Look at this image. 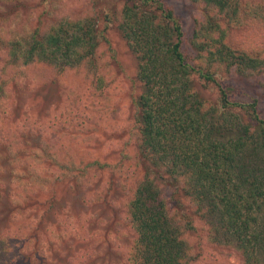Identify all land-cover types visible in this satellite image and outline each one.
I'll use <instances>...</instances> for the list:
<instances>
[{"label": "trees", "instance_id": "1", "mask_svg": "<svg viewBox=\"0 0 264 264\" xmlns=\"http://www.w3.org/2000/svg\"><path fill=\"white\" fill-rule=\"evenodd\" d=\"M188 1L206 15L195 22L190 42L197 64L183 53L181 23L163 0H117L105 17V29L113 25L137 60L136 80L141 90L135 99V126L141 150L137 160L143 175L127 202L134 238L122 255L123 264H199L202 256L196 252L202 253V246L193 237L201 224L209 243L236 251L244 264H264V119L256 101L232 102L201 65L235 67L243 75L263 71L264 54L256 58L231 49L223 43L227 35L223 27L232 22L235 27L243 25L250 12L264 32V12H259V1L254 0ZM95 16L69 21L51 33L37 28L27 38L10 42L5 64L42 62L63 71L85 61L97 62L104 31ZM194 74L216 84L217 104L204 103L194 90ZM3 78L0 109L8 81L7 75ZM49 160L58 159L25 135L0 138V221H10L12 208L2 200L11 196L12 183L23 188L30 183L44 186L47 180L36 170ZM107 167L97 160L84 165L70 161L51 182L61 179L70 183L84 178L88 169ZM172 186L186 202L189 199L191 206L186 204L196 216L181 214L184 209L173 193L163 195L173 192ZM29 197L18 195L13 204L18 209L23 200H31ZM48 210L50 202L33 226H23V239L0 234V264H10L19 246L34 240Z\"/></svg>", "mask_w": 264, "mask_h": 264}, {"label": "rangeland", "instance_id": "2", "mask_svg": "<svg viewBox=\"0 0 264 264\" xmlns=\"http://www.w3.org/2000/svg\"><path fill=\"white\" fill-rule=\"evenodd\" d=\"M163 1L181 23L183 53L197 64L190 42L195 22L206 18L204 11L188 0ZM254 1H259V12H264V0ZM115 4L117 0H0V82L6 75L8 79L4 86L6 102L1 98L0 114L4 112L0 138L25 135L58 159L37 168L41 179L47 180L44 186L30 183L23 188L14 182L11 196L2 200L12 209L9 223L0 221V234L20 239L25 237L23 226H33L48 202L51 209L41 223V231L34 240L19 246L10 264H123L125 248L133 241L126 213L127 202L143 175L137 160L141 150L135 126V99L141 90L136 80L137 60L113 25L105 29L106 14ZM93 15L104 31L97 62L85 61L63 71L42 62L5 64L4 53L10 42L27 38L37 28L51 33L69 21ZM248 18L237 27L233 22L226 24L223 43L236 52L259 58L264 54V32L250 18V12ZM201 65L232 102L256 101L264 119V68L243 75L235 67L226 69L206 62ZM192 77L194 90L204 103L217 104L216 84L205 82L198 74ZM94 160L110 167L88 169L84 178L70 183L61 179L51 182L61 176L70 161L84 165ZM30 188L36 190L30 194ZM171 189L173 192L163 195L173 193L184 209L181 214L196 216L187 206L189 199L186 202L176 187ZM18 195H29L31 200H23L17 209L13 203ZM197 233L193 240L202 246V253L196 252L202 256L199 264H244L236 251L209 243L202 224Z\"/></svg>", "mask_w": 264, "mask_h": 264}]
</instances>
